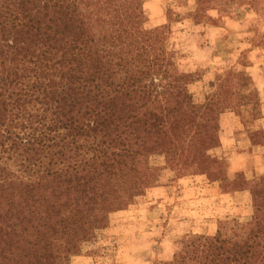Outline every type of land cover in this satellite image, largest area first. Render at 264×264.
<instances>
[{
	"label": "trees",
	"instance_id": "obj_1",
	"mask_svg": "<svg viewBox=\"0 0 264 264\" xmlns=\"http://www.w3.org/2000/svg\"><path fill=\"white\" fill-rule=\"evenodd\" d=\"M141 22L133 0H0V264L68 260L155 182L138 159L180 158L181 122L202 120L200 143L212 140L218 93L195 104L191 74H170ZM217 181L246 187L241 173ZM255 184L264 197V176ZM236 230L153 264H264V204Z\"/></svg>",
	"mask_w": 264,
	"mask_h": 264
},
{
	"label": "rangeland",
	"instance_id": "obj_2",
	"mask_svg": "<svg viewBox=\"0 0 264 264\" xmlns=\"http://www.w3.org/2000/svg\"><path fill=\"white\" fill-rule=\"evenodd\" d=\"M133 1L141 16V27L154 31L158 40L152 52L169 64L171 75L191 74L186 89L192 101L201 105L207 97L218 93L215 99L219 103L217 111L207 118V136L212 140L200 143L202 120L192 117L188 118L191 122H181L182 129L175 130L174 137L178 142L173 149L180 158L170 162L161 154H153L147 159H138V170L147 166L155 169V182L142 190L132 204L109 214L102 228L81 242L77 252L61 264H75L79 257H88L87 264L167 261L182 244L195 236L202 237L204 247L210 248L218 231L229 234L234 227L237 228L236 236L241 239V228L250 220L254 203L264 204L263 195L252 197L249 214L218 219L211 233L203 222L194 230L184 226L179 233L173 231V219H187L175 212L181 205L178 194L180 181L201 176H204V181L225 178L229 171L230 151L218 150L224 130L234 124L252 125L263 113L258 92L246 67L254 62L264 64V0ZM250 51H253L251 55ZM242 133L238 129L237 137ZM256 136L260 137L259 134ZM199 154L208 159H200ZM241 178L238 174L237 184L242 182ZM255 182L250 189L255 187ZM164 184H170L172 190L167 205L160 207L162 211L156 217L148 219L153 221L138 229V218L147 216L144 209L150 203L148 192ZM137 233L150 236V246L146 252H140L142 260L134 263L124 261L134 255L132 245L137 239L132 237Z\"/></svg>",
	"mask_w": 264,
	"mask_h": 264
},
{
	"label": "crops",
	"instance_id": "obj_3",
	"mask_svg": "<svg viewBox=\"0 0 264 264\" xmlns=\"http://www.w3.org/2000/svg\"><path fill=\"white\" fill-rule=\"evenodd\" d=\"M253 51L255 52V50ZM253 51H250L249 54L251 55ZM256 51L259 52V48ZM246 70L249 72L253 87L258 92V99L263 113L252 125L249 124L244 127L234 124L225 129L221 146L218 148V150L230 151L229 172L231 175L241 173L246 187L228 191L224 189L220 181H204V176L180 181L178 194H180L181 205L176 207L175 212L176 215H184V218L187 217V219H173L174 233H179L184 226L194 230L200 222L206 224L208 233H211L215 230L214 226L218 219L243 216L251 212L252 195L250 187L260 177L264 176V64L254 62L248 64ZM238 129L243 132L239 138L236 134ZM256 134H259L260 137ZM171 192L170 184L161 185L148 192L150 203L144 209L147 216L138 218L136 224L138 229L143 228V224L153 221H148V219H153L159 211H162L160 207L167 205L166 202L169 201ZM141 230L143 232V229ZM132 238L137 239L132 245L134 255L124 260H128L130 263L142 260L141 255L143 254H140V252H146L150 246L148 241L150 236L146 233H137ZM87 260L88 257H79L75 264H87Z\"/></svg>",
	"mask_w": 264,
	"mask_h": 264
}]
</instances>
